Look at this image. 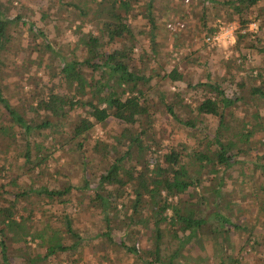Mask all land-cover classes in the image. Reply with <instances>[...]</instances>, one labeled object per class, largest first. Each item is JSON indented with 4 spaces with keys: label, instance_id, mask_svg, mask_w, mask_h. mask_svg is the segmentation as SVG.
I'll list each match as a JSON object with an SVG mask.
<instances>
[{
    "label": "trees",
    "instance_id": "1",
    "mask_svg": "<svg viewBox=\"0 0 264 264\" xmlns=\"http://www.w3.org/2000/svg\"><path fill=\"white\" fill-rule=\"evenodd\" d=\"M211 2L229 5L233 13L241 17L249 7L257 6L259 0ZM70 8L77 14L72 20L67 19L72 13ZM161 9L155 0H145L141 8L137 0H57L53 15L65 24L64 27L70 28L76 18L81 21V27L85 22L92 26L79 36L82 53L72 50L70 59L66 58L65 52L70 49L64 48V51L55 46L45 32L36 28L34 22L26 20L22 13L10 18L0 10V63L9 40L8 27L16 21L25 26L34 39L40 37V43L30 46L32 50L47 52L51 59L62 55L56 65H43L49 75L45 83H38L36 104L42 116L37 119L25 117V113L12 106L0 89V104L10 121L18 126L20 138L24 141V164L33 166L31 145L36 146L39 152L41 150V143L31 138L32 133L48 128L65 139H57V144L72 142L70 150L76 153L84 171L87 165L85 150L89 144V149L100 159H109L92 187L82 173L81 185L68 183L60 188H51L31 184L19 188L11 180L16 190L9 192L10 198H4V190L1 189L0 264H11L9 247L12 244H19L16 248L18 257L21 258L23 250L30 253L28 237L36 240V244L38 240L45 249L43 255L33 259L44 264L48 263L50 256L76 249L83 237L73 225L67 204L78 190L92 191L88 199L89 208L93 212L99 209L103 229L95 237L102 236L110 246H117L134 256L140 264H189L188 255L182 253L187 244L202 248L208 243L216 254L220 247L230 243L231 229L235 233L247 232L251 237L255 234L256 239L259 229L255 226L248 228L246 223L233 220L242 205L233 199L230 190L222 189L225 179L219 171L232 167L234 163L243 165V160L237 159H249L248 156L255 151L251 158L255 161H250L253 163L252 178L244 170L247 178L241 182L249 179L250 202L257 206L255 217L257 220L264 217V162L260 161L264 159V115L259 110V106L264 105V65L256 69L252 67L240 77L234 83L238 93L233 95L226 93L225 79H212L208 72L205 79L193 81L176 65L167 69L165 59L168 57L162 59L156 39ZM259 10L264 21V8L259 7ZM41 13H46V10H41ZM63 14L67 18H63ZM138 15H143L149 26V52L143 50L144 61L140 64L135 56L139 40L127 22L128 16ZM205 15L202 12L201 22L210 35L216 28L206 25ZM247 22L243 20L242 26L245 27ZM246 35L245 32L240 33L239 37ZM178 48V41L173 38L172 49ZM260 50L264 51V47L260 46ZM186 59L190 63L198 60L191 54ZM166 80L173 86L181 82L184 88H176L171 96L160 88ZM195 89L203 90L206 95L188 99V93ZM175 104L180 107L179 112L175 110ZM241 105H245L244 113L238 115L241 123L237 121L238 125H233L227 116L234 115ZM161 107L168 121L173 120L188 131L184 139L157 152L161 149L158 143L164 134H171L166 129L159 135L154 133L153 124ZM250 107L258 108L248 113ZM204 114L214 117L212 130L206 127ZM111 118L124 125L121 133L112 140L101 136L92 138L94 128L103 127ZM7 132L8 127L0 123L2 137ZM257 132L259 137L256 141ZM154 145V150H151ZM1 167L5 168L4 164ZM203 174L209 176L202 178ZM5 186L0 184L2 188ZM211 192L213 199L206 195ZM31 196L38 197L36 209L43 215L58 205L56 219L61 220L62 230L54 228L48 216L45 224L32 232L24 222L15 218L22 216L20 209L27 210L22 203ZM19 203L22 204L20 207ZM29 210V214H34ZM166 236L168 240H165ZM66 237L68 241L64 242L62 239L66 240ZM259 240L255 243L264 254L262 235ZM227 256L230 254L225 252L223 260ZM103 259L105 257L101 256L97 264H103ZM229 259L232 261L230 264H240L237 257Z\"/></svg>",
    "mask_w": 264,
    "mask_h": 264
},
{
    "label": "rangeland",
    "instance_id": "2",
    "mask_svg": "<svg viewBox=\"0 0 264 264\" xmlns=\"http://www.w3.org/2000/svg\"><path fill=\"white\" fill-rule=\"evenodd\" d=\"M144 1L137 0L140 8ZM155 1L156 5L162 6V12L159 14L157 21L156 39L159 43V53H161L162 59L168 57V59H165L167 61V69L176 65L179 70L184 72L193 81L205 79L208 72L212 79H225L223 84L226 93L233 95L234 92L238 93V88L236 89L234 83L240 77L245 75L252 67L256 69L264 65V51L260 50V46L264 47V21L259 10V7L264 8V0H259L257 6L249 7V9L244 11V16L241 17L237 13H233L229 5L221 6L213 4L211 0ZM49 4L51 5L50 7ZM56 6L57 0H0V10L2 12L5 11L7 17L11 18L15 14L22 13L26 20L34 22L36 28H41L55 46L63 50L64 48L70 49L64 50L66 58L70 59L72 50L76 51L77 54L82 53L83 48L79 42V36L84 31L92 29V26L88 22H85L83 28L81 27L79 18H76L73 19L70 28L64 27L63 25L65 24L57 21L55 14L53 15ZM44 9L46 13L42 14L41 10ZM70 10L72 13H69L68 18L64 17L65 14L62 15L63 18L72 20L71 18L77 15L76 10L73 8H70ZM202 12L206 14L204 18L206 25L216 28V31L210 35L206 31V26L201 22ZM243 20L248 21L245 27L242 26ZM255 21L260 22L259 29L255 32L248 31V25ZM127 22L136 31L137 39L139 40L138 48L135 49V56L140 64L144 61L143 50L149 52L148 22L143 15L128 16ZM56 23L57 26H55ZM233 23L238 24L234 32L236 39L234 45L224 48L217 44L215 39L206 40L208 36L215 37L221 28H227ZM8 29L9 40L6 49L2 51V62L0 63V89L3 96L8 99L12 106L17 108L21 113H25V117L37 119L38 116H42L40 114L42 112L37 108L38 104H36L38 98L37 91L40 88L38 85L43 82L45 83L49 75L48 70L43 65L45 63H51L53 66L56 65L62 55L59 54L57 59H51L47 52L38 53L32 50L30 46L40 43V37L34 39L32 33H28L25 30V26L18 23V21L11 23ZM244 32L247 35L244 38H240L239 34ZM173 38L178 41V49H172ZM250 45L253 46L249 47ZM189 54L197 57L198 60L194 63L188 62L186 56ZM255 72L253 71V74ZM176 85L178 86L168 84L166 80L160 88L173 96L172 91H175L176 88H184V84L181 82ZM203 95H206L203 90L195 89L188 93L187 96L188 99H191L193 97L201 98ZM244 107L245 105H241L236 108L234 115H228L227 113V117L234 123L233 125H238L237 121L241 123V118L238 115L240 116L244 113ZM257 108L250 107L251 110L248 113H253ZM175 110L177 112L180 110V107L176 104ZM259 110L263 116L264 105H260ZM157 118L153 124L155 134L159 135V132L163 129H166L167 132L171 131L170 136L164 134L163 139L158 143L161 149H158L157 152L162 151V149L167 148L176 141L184 139L188 129L180 126L173 120L168 121V117L165 115L162 107L158 112ZM213 118L209 114H204L206 127L209 130H212L215 126ZM10 120L0 104V123L8 127L5 137H2L0 134V184L6 185L4 188L0 187V192L1 189L4 190V198H10L9 192L12 189L15 191L18 186L19 188H25L32 184L35 187L47 185L51 188H60L68 183L81 185L82 173L88 179L90 187L95 185L97 174L109 159H106V157L100 159L97 154L89 149L90 144L86 146L85 150L87 165L84 171L81 168L82 165L76 153L70 150L72 142H65V144L62 142L61 144L63 145H59L56 143V140L61 139L62 136L52 132L50 128L35 130L31 138L41 143V150L39 152L36 146L31 145L30 159L33 162V166L31 163L25 165L23 157L24 141L20 138L18 126ZM123 128V124L111 118L107 120L103 127L96 126L91 136L92 138L101 136L112 140L114 136L121 133ZM257 137H259L258 132L254 138L256 141ZM63 140L65 141L64 138ZM63 140L61 139V141ZM154 147L155 145L151 150H154ZM254 153L255 151L252 152L251 156H248L249 159H237L243 160V165L234 163L232 167L220 170L219 174L225 179L222 189L227 192L230 190L229 192H231L233 199L236 198L239 200L240 205H242L240 212L234 214L233 220L246 223L248 228L255 226L259 229L256 239L255 234L254 237L253 235L251 237L247 232L235 233L231 229L230 243H226L220 247L222 250L219 249V251H216V254L214 253V249L211 250L212 247L208 243L202 248L187 244L183 247L182 253L188 255L189 264H230L232 261H230L229 257H237L240 264H264L262 262L264 254L258 244L255 243L256 241L258 243L261 241L259 240L261 239V235L264 238V217L262 216L258 220L255 217L257 206L250 202L249 179L244 183L241 182L247 178L243 173L244 170L249 173V178H252L250 174L252 173V162L255 159L251 158H253ZM259 153L263 154V152ZM151 154L156 155L154 153ZM241 157L239 156V158ZM41 158L44 159L39 163L38 161ZM260 161L264 162V159ZM2 164L5 166L3 169L1 167ZM207 175L203 174L201 176L202 178H206ZM206 183L209 182L206 181ZM91 195L92 191L90 190L75 191L67 204L73 225L83 237L80 245L76 249L50 256L47 259V264H97L101 256L105 257L102 262L103 264H140L134 256L124 253L117 246H110L102 236L95 237L99 231H102L103 221L99 214V209H95L93 212L89 208L88 199H90ZM206 195L208 198L211 197L210 199L214 198L212 192ZM37 199V196H31L27 202H23L22 204L26 206L27 210L20 209L19 214L22 216L15 218L18 221L24 222L28 227V231L32 232L36 228L42 227L48 216V218L52 219L54 228L62 230L63 225L61 220L56 219V217L58 218L57 213H59V211H56L59 208L58 205L51 207L50 211L43 215L36 209L35 201ZM22 204L19 203L18 206L20 207ZM118 207H121L120 204ZM29 209L34 214H29ZM51 213L55 216H52ZM67 237L66 240L65 238L62 240L64 242L68 241ZM27 239L31 245L30 253L27 250H23L20 253L21 258L17 256L18 253L16 251L19 244L10 245L9 255H11V264H44L40 260L33 261L36 257L39 258L40 255H43L45 251L43 246L38 244V240L36 244V240H30L29 237ZM165 240H168L167 236ZM225 252L226 254H230V256H227L228 258L223 260L222 256ZM29 256H34V258H29ZM221 260L224 262H221Z\"/></svg>",
    "mask_w": 264,
    "mask_h": 264
},
{
    "label": "clouds",
    "instance_id": "3",
    "mask_svg": "<svg viewBox=\"0 0 264 264\" xmlns=\"http://www.w3.org/2000/svg\"><path fill=\"white\" fill-rule=\"evenodd\" d=\"M259 21H255L248 25V31H257L259 29ZM238 24L233 23L227 28H221L220 32L214 37L217 44L227 48L229 45H234L236 42L234 32L237 29Z\"/></svg>",
    "mask_w": 264,
    "mask_h": 264
},
{
    "label": "built area",
    "instance_id": "4",
    "mask_svg": "<svg viewBox=\"0 0 264 264\" xmlns=\"http://www.w3.org/2000/svg\"><path fill=\"white\" fill-rule=\"evenodd\" d=\"M212 39H214V36H211V37L208 36V37L206 38L207 41H210V40H212Z\"/></svg>",
    "mask_w": 264,
    "mask_h": 264
}]
</instances>
